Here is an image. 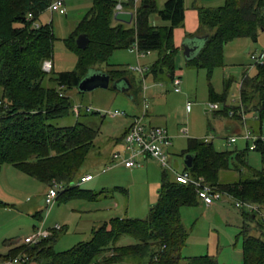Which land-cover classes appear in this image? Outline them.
I'll return each mask as SVG.
<instances>
[{
    "label": "trees",
    "instance_id": "trees-1",
    "mask_svg": "<svg viewBox=\"0 0 264 264\" xmlns=\"http://www.w3.org/2000/svg\"><path fill=\"white\" fill-rule=\"evenodd\" d=\"M51 2L0 0V167L11 164L39 181L49 184L55 181L61 184L58 198L68 200L96 194L71 183L80 176V167L97 131L78 120L72 125L53 122L71 111L72 103L64 92L76 87L88 68L98 67L113 50L128 48L134 42L139 52H158L150 72L172 78L177 53L173 32L183 22L185 7L184 0H163L160 7L156 0H143L134 22L125 24L113 19L116 0H92L88 12L65 38L66 44L77 50L76 68L54 74L52 69L49 72L42 69L43 61L52 57V25L38 22V27L33 26ZM197 10L200 30L209 37L186 60L191 67L211 70L220 62L225 42L238 37L256 40L259 30L264 29V0H224L219 6ZM151 13L166 24L151 25L148 20ZM80 33L89 37L82 49L75 44ZM106 72L111 80L127 77L124 69L114 66ZM239 95L243 107L256 98L253 102L259 121L256 131L261 132L264 61L257 64L253 76L242 77ZM255 150L260 154L259 169L247 165V149L217 150L210 141L188 137L183 152L191 153L193 160L192 166L184 169L229 193L233 199L256 203L264 209V143H259ZM230 169L237 172V177L221 181V172ZM198 203L191 185L176 182L163 169L157 200L144 218H111L93 228L88 240L62 251L54 249L56 234L52 232L37 244L19 245L0 258L24 252L29 260L23 264H111L125 260L134 264H220L208 254L181 255L187 232L179 210ZM240 216L241 264H264V221L244 209L240 210ZM127 235L135 242L116 244Z\"/></svg>",
    "mask_w": 264,
    "mask_h": 264
},
{
    "label": "rangeland",
    "instance_id": "rangeland-1",
    "mask_svg": "<svg viewBox=\"0 0 264 264\" xmlns=\"http://www.w3.org/2000/svg\"><path fill=\"white\" fill-rule=\"evenodd\" d=\"M85 1L87 0H66L65 15L45 9L38 16L37 22L45 23L52 20L54 26L55 38L51 57L53 63L52 73L54 74L62 71H72L76 68L77 50L74 46H70L65 42V38L68 37L67 17L70 14L67 10L81 7L86 4ZM191 1L193 0H186L187 5ZM156 3L160 7L162 0H156ZM148 20L154 26L166 24L156 13H151ZM152 52L155 53V51ZM259 55L263 57L259 61H263L264 29L259 30L256 40L249 37H238L225 42L220 62L211 70L206 67L195 68L189 66L182 55V51L179 55H175L174 73L179 75L181 80L179 93L173 91L171 79L167 75L160 76L161 79L157 81L152 77L150 71L146 73L144 78L139 76L138 73H133L134 78H131L133 80L132 89H134L133 94L136 99L142 100L141 92L144 88L146 108L151 110L154 105L157 109L156 112L165 114L168 118L170 125L166 123V126L167 128L171 126L168 133L171 134L173 147V152L169 155L172 169L162 167L153 158H141L140 164L132 168L126 169L121 165L112 169L109 168L110 170L107 169L105 173H100L99 170L103 166H107V164L104 165L103 161H100L102 157L90 160V156H87L79 172L90 171L94 174V178L90 182L83 183L80 188L92 189L93 193L96 194L87 198L74 199L67 203H57L56 201L47 215L44 208L40 213L41 218L35 219L27 213L26 215L25 212L20 214L15 212L16 208L22 206L23 199L20 202L11 203L0 197V254L3 252L4 240L19 239V237L23 239L25 236L32 234L36 228L47 229L46 227H54L55 225L62 228L65 226L66 228H62L63 231L59 232L53 245L55 250L62 251L91 237L92 220H100L99 224H102L114 217L123 219L144 218L150 206L157 200L163 169L168 172L171 178H173L175 172H180L183 169L185 154L183 150L186 149L188 137L204 138L205 136H212L210 142L217 150L242 151L247 149V165L259 169L261 167L259 152L249 150L246 141L242 139L229 144L227 138L230 136V132L220 124L228 119H226V116L219 117L221 114H225L226 108H232L234 117L240 118L242 124H246L247 120L252 121L253 129L257 130L258 117L256 119L253 117L255 113L253 102L256 98L247 107H243L242 112L246 116L244 120L241 114L236 113L237 109L232 105H239L241 78L245 74L253 76L256 73L258 63L253 56L258 58ZM153 56L154 54L150 56V59ZM179 57L180 61L177 59ZM134 61L135 54L127 48L115 49L108 55L106 60L99 63L98 68L105 70L106 64H114L113 66L122 68V64L130 63L132 65L136 62ZM94 67L97 68V66ZM64 93L68 95L72 103L71 111L53 122L58 125H72L78 120L94 129H98L95 146L98 147L97 150L99 149L105 155L108 149V136L118 132L123 123V117H113L110 113L112 110L118 109L129 115L132 112L131 107L135 109L136 106L124 94L117 92L111 86L106 89L97 88L86 92L73 87ZM187 102L190 103V109L185 111L184 106ZM210 104H217L219 109H211ZM86 107H90V110H86ZM224 107L226 108L222 111ZM228 109L225 115H228ZM153 110H155V107ZM145 122H147L146 119ZM261 133L264 134V117L261 118ZM116 144L113 153L123 149L121 141H117ZM109 146L112 148L111 143ZM242 172L244 171L242 170ZM236 177L237 172L230 169L221 172L220 180H233ZM7 178L6 176L0 178V196L3 197L6 194H11L13 190H17L5 187L6 182L10 180ZM16 180L21 181V178L19 177ZM23 196V194H20L18 198ZM74 209L79 210L82 216H79V213H76ZM237 210L233 204L226 200L215 202L209 207L202 203L182 206L179 212L187 236L185 244L181 248V255L198 256L208 254L214 256L220 264H241L242 238L238 234L239 228L234 224ZM74 212L76 213L75 217L71 216V213ZM42 222L43 224H41ZM34 225L36 228L33 230ZM134 242V238L127 235L118 239L116 244L124 245ZM116 264L133 263L131 260H125Z\"/></svg>",
    "mask_w": 264,
    "mask_h": 264
},
{
    "label": "crops",
    "instance_id": "crops-1",
    "mask_svg": "<svg viewBox=\"0 0 264 264\" xmlns=\"http://www.w3.org/2000/svg\"><path fill=\"white\" fill-rule=\"evenodd\" d=\"M52 1H54V0H52ZM63 1H64V5H65V1L66 0H63ZM223 2H224V0H193V1L189 2V4L187 5L186 0H184L185 9H184L183 22L179 26L175 27L174 32H173V43H174V46L177 47L176 55L177 54L179 55V53L182 51L181 50V43L184 40V38H186L188 36H191V35L195 36V35L203 34V32H201V30H200V26H199V22H198V10H197V8L198 7H215V6H219V5L223 4ZM85 3L86 4H84L81 7L71 8V10H69V11L67 10V12L70 13V14H68L69 16L67 17L68 36L74 31L76 25L79 23V21L88 12V10L91 7L92 0H87V1H85ZM162 4H163V0H162ZM46 9H48V7ZM48 10L50 12H55V11H51L50 9H48ZM59 14H61V13H59ZM63 14L65 15L66 11ZM46 23H51V25H52V20L49 21V22L42 23V24H46ZM52 30H53V35H54V38H55V32H54V26L53 25H52ZM132 48L133 47L130 46L127 49L130 52H133L135 54V61L136 62L135 61H134L135 63L131 62V63H134L132 65L130 63L122 64V69H124L126 71V73H127V77H125V78H128L130 80L131 88L126 93L125 92H120L118 90H116V91L124 94L136 106V108L132 109V107L130 105L132 112L129 115L125 114L124 112H123L124 114H117V115H112L111 114L113 117H116V116L123 117V123L121 124V128L119 127L118 132H116L115 134H113L111 136H108V144H107L108 145V149H107L105 155L102 152H100L99 149L97 150L98 147L95 146V144H96L95 139H96V137L98 135V132H99L98 129H96L97 133H96V135H95V137L93 139V144H92L91 148L89 149V151L87 153V156H90V160L99 159V158L102 157V159L100 161L101 162L103 161L104 165L111 161V158H112L111 155L113 154V152L116 149V145H117L116 142L117 141H121V142L123 141V137H124L125 132L127 131L128 126L132 122L133 118L135 116L139 115L142 112L143 101H146V97L144 95V93H145L144 92L145 91L144 88H143V90L141 92V99L142 100L136 99V96L133 94L134 93V89H132L133 88V80H131V78H134V74L133 73L137 74L138 72L131 71V70L127 69V68L129 66H134L136 64H139L140 66H142L144 68V73H143V76L140 73H138V74H139V76L144 78L146 73H149L152 63L158 57V52L157 51H155V53L152 52V51H150V52H142L141 53L137 49H135V48L132 49ZM152 54H154V56H153L152 59H150V56H152ZM141 58L143 59L142 60L143 62L141 61ZM146 58H148V59L145 61ZM177 59H178V61H180V57L177 58ZM113 65L114 64H106V68H105L104 71H106L107 69H109L110 66H113ZM115 68H119V66H117ZM52 69H53V63H52ZM128 73H130V74H128ZM151 74H152V77L155 80H157V81H158V79H161L160 76L165 75V74H159V73L154 74L153 72H151ZM173 76L180 77L179 75H176L175 73L173 74ZM179 92H175V93H179ZM225 106H229V105H225ZM232 106H235V105H232ZM154 107H155V110H153ZM189 109H190V104L187 105V103H186V105L184 106V110L188 111ZM156 110H157L156 106H154V105L152 106L151 110L147 109L146 110V114H145V119L151 125H157V126L164 127L167 130V132H168L169 128L171 126H168V128L166 126V123L170 125V123L168 122L167 116L165 114L156 112ZM224 116H226L227 117L226 119H228V120L227 121H222L220 124H221V126L224 129H227L230 132L229 133L230 135H235V134L241 133L244 130L246 124H247L248 127H251V129H253V127H252L253 125L251 124V123H253L252 121H248L247 120L246 124H242V121L240 120V118H236L234 116L233 117H229L228 115H225V114L222 115L221 114L219 117H224ZM254 116H255V113H254L253 117ZM244 118H246L245 114H244ZM245 121H246V119H245ZM254 121H257V120H254ZM253 131L257 132L255 129H253ZM171 138L172 137H171V134H170V141H171ZM199 139H204V138H199ZM110 143L112 144V148L109 146ZM166 152H167V155H168V158H169V155L171 154V152H173V147H172V143L171 142L166 147ZM87 156H86V159H87ZM144 159H148V158H144ZM169 164H170V160H169ZM121 165L122 164L117 163L116 166H121ZM116 166H114V167H116ZM170 167L172 169L171 164H170ZM124 168H126V167H124ZM183 169H184V167H183ZM99 172L101 173V169L99 170ZM86 173L92 174L89 171V172H81L80 175H83V174H86ZM3 176H6V177H8L10 179L9 181L6 182L5 187L6 188H12V190L13 189H17V190L16 191L13 190V192H11V194H6L5 197H3V196H0V197L2 199L6 200V201H10L11 203H17V202H20L23 199L22 200L23 202L21 203L22 204L21 207H18L16 209L14 207L15 212L18 213V214H20L21 212H25V214L27 213L28 215H30L34 219L35 218H41V214L40 213L45 208L43 198H44V195H45V193H46V191H47V189L49 187V183H45V182L39 181L38 179L23 173L22 171H20L19 169H17L15 166H13L11 164H4V165L1 166V168H0V178L3 177ZM18 176L21 178V181L16 180L17 178H19ZM93 178H94V174H93ZM91 180H89L87 182H90ZM88 190L92 191V189H88ZM20 194H23L24 198L23 197L22 198H18V195H20ZM79 198H82V197H74V198H70L68 200H63L61 198H58L57 199V203L58 202L67 203V202H69L71 200L79 199ZM84 198H87V197H84ZM24 199H25V201H24ZM83 200H86V199H83ZM86 201H88V200H86ZM206 206L209 207L211 205H206ZM74 210L76 211V213H79V210H76V209H74ZM237 211H238V213H237V217H236V220H235L234 224L239 228V225L241 223V216L239 214L240 211L239 210H237ZM76 213L75 212L71 213V216L75 217ZM80 215L81 214L79 213V216ZM71 216H69V217H71ZM99 223H100V220H95V221L92 220V222H91V225H93L92 228L100 226L101 224H99ZM41 224H43V222ZM64 227L65 226H63L62 228H64ZM35 228H36V226L34 225L32 227V229L34 230ZM46 228L50 229L51 232L56 234V238H58L59 232L63 231L62 228L57 231V230L53 229V227H51V226L50 227H46ZM56 240L57 239H55V241ZM7 241H9V242H7ZM3 244H4L3 252L0 255H5V254L9 253L15 247H17L19 245H22L23 243H22L21 237H19V239H12V238L11 239H6V240H4ZM116 263H111V264H116ZM31 264H35V263L31 262Z\"/></svg>",
    "mask_w": 264,
    "mask_h": 264
},
{
    "label": "built area",
    "instance_id": "built-area-1",
    "mask_svg": "<svg viewBox=\"0 0 264 264\" xmlns=\"http://www.w3.org/2000/svg\"><path fill=\"white\" fill-rule=\"evenodd\" d=\"M143 0H116L114 6V14L118 11L128 10L133 14L132 22L135 20L137 7L142 3ZM48 9L51 11H55L58 13H65V5L63 0H54L52 1ZM31 14L28 15L31 18ZM33 26L38 27V22H34ZM133 48L137 49V45L134 42L131 45ZM138 50V49H137ZM142 53V52H141ZM258 64H261L263 61H259L263 59L262 55H259L257 58L253 56ZM42 69L45 72H49L52 69L51 60H44L42 63ZM127 69L131 71H136L143 76L144 68L139 64L134 66H129ZM171 82L173 85V90L175 92L180 91V77L172 76ZM190 103L187 102V105ZM236 113L242 115V119L244 120V112L243 106L239 102L237 105ZM143 109L142 112L135 116L127 128V131L123 137V149L121 151H117L113 153L111 161L107 163V166L101 169V172H105L109 168H113L117 165V163L122 164L126 168H132L140 164L141 158H153L158 163L164 167L171 169L169 164V158L166 152V147L170 144V135L167 130L162 126L151 125L148 122H145V114L147 110V103L143 101ZM211 109L218 110L217 104H210ZM86 110H90V107H86ZM110 114H124L122 111L118 109L113 110ZM229 117H233L234 111L232 108L228 109L227 112ZM256 119V115L254 116ZM213 137L205 136V141H210ZM238 139H242L246 141L247 147L249 150H255L259 143H264V134L261 132H255L251 127L245 126L244 130L235 135H230L227 138V142L234 143ZM93 178V174L86 173L80 175L75 181L71 183V186L80 187L83 183L91 180ZM173 178L176 182L184 185H191L197 197L198 202L204 205H212L218 201H229L233 206L238 209H244L251 213H256L260 218L264 221V209L261 208L259 204L256 203H248L241 202L232 198V196L225 192L221 191L208 183L202 177H194L188 169H182L180 172H175ZM61 187V184L52 181L49 184V187L44 195V206L46 209V214L49 212L50 208L56 203L58 199V191ZM55 230H60L61 227L55 225L53 227ZM50 229H42L36 228L34 232L28 236H25L22 239V243L26 245H34L37 244L42 238H45L51 234ZM28 255L24 252L18 253L11 257L2 259L0 264H23L28 262Z\"/></svg>",
    "mask_w": 264,
    "mask_h": 264
},
{
    "label": "water",
    "instance_id": "water-1",
    "mask_svg": "<svg viewBox=\"0 0 264 264\" xmlns=\"http://www.w3.org/2000/svg\"><path fill=\"white\" fill-rule=\"evenodd\" d=\"M133 14L131 11H118L113 15L115 21L125 24L132 22ZM209 37L208 33L186 37L181 43L182 55L185 60L192 58L201 48L205 40ZM89 42L86 33H80L75 37V44L79 48H85ZM109 86L120 92H127L131 88V83L125 77L111 80L110 75L104 70L96 67L88 68L86 74L79 80L76 88L79 91L86 92L97 88L106 89ZM131 97V96H130ZM193 155L191 153L184 154V166L190 168L192 166Z\"/></svg>",
    "mask_w": 264,
    "mask_h": 264
}]
</instances>
